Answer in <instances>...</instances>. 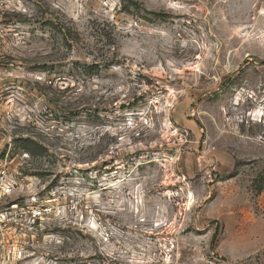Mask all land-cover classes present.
<instances>
[{"label": "rangeland", "instance_id": "374dc122", "mask_svg": "<svg viewBox=\"0 0 264 264\" xmlns=\"http://www.w3.org/2000/svg\"><path fill=\"white\" fill-rule=\"evenodd\" d=\"M1 171L0 264H264V0H0Z\"/></svg>", "mask_w": 264, "mask_h": 264}, {"label": "built area", "instance_id": "2783aa9c", "mask_svg": "<svg viewBox=\"0 0 264 264\" xmlns=\"http://www.w3.org/2000/svg\"><path fill=\"white\" fill-rule=\"evenodd\" d=\"M0 178H3V172H0ZM6 191V193H8ZM59 206H55L51 202L33 203L31 205H18L14 203L9 207L0 211V223L13 224V228L20 230L41 229L45 221L51 220L52 217L58 216L61 212ZM4 244H0V248ZM10 252V250H8Z\"/></svg>", "mask_w": 264, "mask_h": 264}]
</instances>
